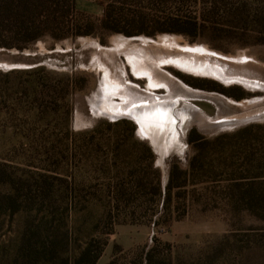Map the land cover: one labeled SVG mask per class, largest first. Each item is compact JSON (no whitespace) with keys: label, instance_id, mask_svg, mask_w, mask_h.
<instances>
[{"label":"rangeland","instance_id":"obj_1","mask_svg":"<svg viewBox=\"0 0 264 264\" xmlns=\"http://www.w3.org/2000/svg\"><path fill=\"white\" fill-rule=\"evenodd\" d=\"M214 1L197 0L183 9L195 15ZM75 4L81 13L102 14L99 0ZM134 9L151 21L147 29L161 27L157 21L162 22L166 8L144 3ZM212 9L215 13L205 22L199 18L205 28L195 40L170 33L100 34L62 41L46 37L23 50L0 48V180L8 176L0 182V264H43L40 252H58L57 264H62L88 235L106 241L96 264L137 263L155 241L170 244L166 251L173 264H264V200H240L248 190L254 196L264 191V172L255 166L264 139L230 138L246 127L264 125V116L230 128L206 126L264 113V0H217ZM160 36L225 56L243 54L247 62L220 61V66L229 76L261 86L251 90L170 65L157 69L149 59H159L160 51L147 48L141 50L148 57L145 66L158 85L147 90L148 78L134 75L126 59L130 51L107 49L114 38L137 44L140 37ZM163 55L179 56L173 51ZM32 84L41 85L45 94L33 93ZM112 94L119 104L110 107ZM252 99L259 100L238 104ZM157 103L170 116L190 107L184 111L188 123L170 124V116L163 124L147 119ZM193 110L199 112L193 116ZM139 116L151 123L143 126ZM192 131L206 139L223 136L222 145L203 151L190 180L173 193L178 211L156 225L159 214L153 220L151 215L166 196L170 168L189 169L195 151L188 140ZM244 147L251 153L250 164ZM137 177H145V195L115 204L116 189L129 190ZM151 182L160 185L159 198L148 194ZM129 211L136 212L127 216ZM124 219L137 223L118 222Z\"/></svg>","mask_w":264,"mask_h":264},{"label":"trees","instance_id":"obj_2","mask_svg":"<svg viewBox=\"0 0 264 264\" xmlns=\"http://www.w3.org/2000/svg\"><path fill=\"white\" fill-rule=\"evenodd\" d=\"M99 1L102 7V14L100 16H90L76 10V0H0V48L23 50L46 37L55 41H62L81 36L100 34L102 37L113 34H122L131 37L141 34L154 36L157 33H170L184 35L191 40H195L198 32L205 28V24L202 21L200 22L199 18H203L205 22V18L211 17L215 13L211 10H213V6L215 7L217 3V0H215L213 6L209 5V9L202 7L200 12L192 15L190 12L186 13L183 8L192 6L197 0ZM144 3L148 6L166 8L165 12H162L164 13V17L160 18L162 22L157 21L161 27L152 30L147 29L146 26L151 21H149L147 15L140 11L137 12L134 9L135 7L142 6ZM206 4L208 6V3ZM28 74L32 77L35 72H29ZM29 88L33 93L45 94L41 85L32 84ZM251 136H254L256 139L258 137L264 139V125L246 127L230 138H234L237 141ZM223 138V136H216L211 139H206L195 131L189 134V143L193 145L195 150L189 163V169L188 171H182L178 165H173L170 168L169 179L165 190L166 196L161 206L159 205L158 211L151 215L153 220L154 216L159 214L157 219L154 220V224L159 225V220L164 215L167 214V216H170L172 213L178 211V208L174 207L176 205L175 202L172 201L175 189L179 190L185 187L191 178L190 173L195 170L197 164L200 162L199 159L203 155V151L209 148V146L215 148L220 147ZM241 150H245L243 151L245 163L250 164L252 158L250 157L251 153H248L250 152L249 148L244 147ZM246 151L247 154L245 153ZM255 166H259V169L264 172V151L261 157L257 158ZM149 167L153 168L152 154ZM246 170L250 172V166L246 165ZM4 175L6 177L0 180V182H6L8 180L7 174ZM260 177L263 176H256V178ZM146 187L145 177H137L133 180V185L129 187V190L124 188V186L118 187L113 193V200L116 204L122 202V200H130L136 195H145ZM148 194L159 198L161 196L160 185L157 182L153 185L151 182ZM178 196H180V193H178ZM254 199L264 200V191L254 196L252 191L248 190L242 193L240 197L241 201L246 202H251ZM152 200L154 199L152 198ZM134 212L129 211L127 216L130 214H133L130 216H134ZM118 222L137 223L135 220L128 221L127 219ZM70 244L69 242L67 245L68 250ZM105 245L106 241L101 235H88L77 246L69 250V254L62 264H96L103 254ZM166 250H171L170 244L164 243L162 245L161 242L155 241L153 246L144 253L140 261L134 264H173ZM39 254L42 256V261L40 262L43 264H57V260L60 257L58 252H50L49 255L44 252H40ZM108 264H115V261L111 260Z\"/></svg>","mask_w":264,"mask_h":264},{"label":"bare ground","instance_id":"obj_3","mask_svg":"<svg viewBox=\"0 0 264 264\" xmlns=\"http://www.w3.org/2000/svg\"><path fill=\"white\" fill-rule=\"evenodd\" d=\"M138 41H139V43L132 44V39H126V38H122V37L114 38L111 41L112 47L107 48V49L114 50L117 52H123L126 49L128 51H130V53L125 54L126 59H127L128 63L130 64L132 72L134 73V75L138 76L139 78L142 76H145L148 78L149 84L147 86V90H153L158 85H157V83H155V81L153 82V79L151 78L152 74H150V73L153 70L151 71V69H150V71H149L147 69V67L145 66V63H146L145 61H146V58H148V57L145 56V54H146V53L144 54L145 51L144 52L141 51L143 49L146 50L147 48L148 49L152 48V49H157L160 51L159 52L160 58L156 55L159 59L155 60L154 61L155 63H152L153 64L152 66L153 67L155 66L157 69H161L162 66H164V65H167V66L170 65V66L176 67L177 69H179L185 73H192V74H196V75L205 74V75L213 76V77L214 76H221L225 79L224 81L226 83H228L229 81H233V80L240 81V79H244V78L233 77L231 74H230L231 76H229L228 74H225L223 67L220 66L221 65L220 61H225L228 63H233V62L245 63L246 60H249V58L243 54L237 55V56H225V55L216 53V52H214V51H212V50H210L204 46H199L196 44L190 45L189 43H181L180 40L178 39V37H174V36H160L154 40L147 39L144 37H140V38H138ZM99 48H101V47L99 46ZM170 51L176 52V54L179 56H171V55L164 56L163 55L164 53H169ZM161 53H163V54L161 55ZM155 54H156V52H155ZM158 71H160V70H158ZM226 73H228V72H226ZM250 81H252V80H250ZM129 83H131V82H129ZM101 84H102V82H101ZM245 86L249 89H255L256 88L252 84H247ZM118 87H120V86H118ZM102 89L99 91V94H101V95H102ZM112 89L117 90V87L112 88ZM113 96H115V95L114 94L110 95L109 100H108V104L110 107L112 105H118L119 104V103L117 104L116 102L113 101ZM120 98H121V102H124L126 100V98L123 96H120ZM255 101H258V100L254 99L251 101H244L243 104L240 103V105L244 106V104H250V103L255 102ZM96 106H97V104H96ZM157 106L161 107L162 105L161 106L159 104L155 105V107H157ZM141 108H146V107H141ZM134 109L137 111L139 110L135 107L133 108V110ZM165 109H160L159 111L155 112L154 118L156 119V122L158 120H160L159 124H161V123L163 124L164 122L166 123L167 119L170 116V114L168 115L169 112L165 111ZM168 110H170V109H168ZM139 111H141V110H139ZM184 111L187 112L185 109L176 110V113H174L173 115L170 116L171 121L174 120V122L176 121L177 123L180 122L181 124H187L189 119H187L186 115L184 114L185 113ZM117 112H119V111H117ZM134 113H136V111H134ZM195 114H196V112L195 113L193 112V116H195ZM261 114H255V115L247 116V117H243V118L223 119L217 123H212L210 125L207 124L206 126H209L211 128L212 127L213 128H226V127L230 128L232 126L241 124L242 122H245V121L257 120V119L262 117ZM127 115H129V114H127ZM148 116H147V119H148ZM195 118H193V121ZM138 121L143 126L149 124V122L146 120V116H144V117L139 116ZM199 121H202V120H199ZM168 122L170 123V120Z\"/></svg>","mask_w":264,"mask_h":264},{"label":"flooded vegetation","instance_id":"obj_4","mask_svg":"<svg viewBox=\"0 0 264 264\" xmlns=\"http://www.w3.org/2000/svg\"><path fill=\"white\" fill-rule=\"evenodd\" d=\"M148 39V38H147ZM153 40V39H152ZM173 56V55H172ZM150 62H152V63H155L154 61H152L151 59H150ZM176 68V67H175ZM188 74V73H187ZM189 74H192V73H189ZM192 75H196V74H192ZM196 76H208V75H205V74H203V75H196ZM208 77H211V78H214V79H217V80H219V81H221V82H223V83H225V84H231V83H234V82H238V83H241V84H243V85H247V84H252L254 87H256V86H261V85H259L256 81H250V80H246V79H240V81H237V80H233V81H229L228 83H226L224 80V78L223 77H221V76H208ZM256 89V88H255ZM251 90H254V89H251ZM252 100H254V99H252ZM256 100H259V99H256ZM245 101H247V100H245ZM249 101H251V100H249ZM243 102L244 101H242V102H240V103H242L243 104ZM240 103H238L239 105H240ZM159 104H161V103H159ZM162 107H163V105H162ZM162 107H158V109H156L157 107H155V112L156 111H159L160 109H162ZM183 109H191L190 107H186V108H183ZM155 112L154 113H150L149 114V116H148V119H150L151 121L152 120H156L155 118H154V115H155ZM193 112L195 113V111L193 110ZM197 112V111H196ZM261 114V113H260ZM261 116L263 117L264 116V113H262L261 114ZM167 117V116H166ZM261 117V118H262ZM150 120H147L148 122H150L151 123V121ZM249 121H253V120H249ZM249 121H245V122H242V123H247V122H249ZM219 122V121H218ZM172 123V121H170V124ZM215 123H217V122H215ZM241 123V124H242ZM236 126V125H235ZM173 128V127H172Z\"/></svg>","mask_w":264,"mask_h":264}]
</instances>
